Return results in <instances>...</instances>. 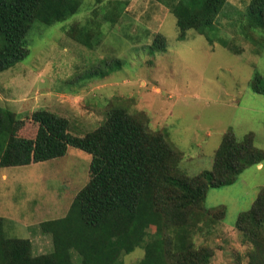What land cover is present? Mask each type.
<instances>
[{"label":"rangeland","instance_id":"rangeland-1","mask_svg":"<svg viewBox=\"0 0 264 264\" xmlns=\"http://www.w3.org/2000/svg\"><path fill=\"white\" fill-rule=\"evenodd\" d=\"M109 1L94 12L96 0H85L78 14L52 26L36 22L31 53L0 74V105L17 115L19 136L36 137L39 125L32 113L40 109L67 119L71 131L83 136L104 123L113 108L122 107L145 119L150 130L167 133L172 148L182 155L179 168L188 176L212 169L229 130L238 140L252 133L256 147L264 151V93L251 85L259 73L264 89V40L253 43L242 27L251 0H228L213 42L194 30L180 40L175 16L157 0H112L122 2L123 14L106 22L105 13L116 11ZM87 21L92 22L90 32L98 33L94 47L66 32ZM158 35L165 40L164 50L153 46ZM220 39H228L229 48ZM91 160L90 154L70 147L61 158L0 168V215L7 235L33 238L40 253L51 249L50 235L32 236L42 222L68 211L90 180ZM263 187L264 160L262 166L244 170L233 184L208 190L206 207H224L225 217L212 216L200 224L193 241L211 249V264L254 261L257 247L236 223ZM144 253L140 246L115 264H138ZM72 254L74 264H82Z\"/></svg>","mask_w":264,"mask_h":264},{"label":"trees","instance_id":"trees-1","mask_svg":"<svg viewBox=\"0 0 264 264\" xmlns=\"http://www.w3.org/2000/svg\"><path fill=\"white\" fill-rule=\"evenodd\" d=\"M157 1L175 16L180 40L194 30L213 42L211 37L219 33L217 19L230 6L228 0ZM104 2L96 0L94 12L104 9ZM83 3L0 0V74L31 53L30 33L36 22L45 26L63 22L78 14ZM113 3L116 11L105 13L106 22L114 23L123 14L122 2L111 0L109 6ZM245 18L247 39L255 44L264 40V0H251ZM91 27L87 21L66 32L94 47L98 33L90 32ZM159 37L153 46L164 50L165 40ZM220 41L229 48L228 39ZM262 79L259 73L252 79L256 93H264ZM32 119L39 125L36 137H21L17 115L0 105V168L54 160L75 147L92 156L90 180L64 216L41 223L42 234L52 238L51 249L44 253H35L30 238L8 236L0 215V264H74L73 251L82 264H115L122 254L140 246L145 253L138 264H211V249L193 241L200 224L212 216L225 217L224 207H206L208 190L233 184L244 170L264 160L252 133L238 140L229 130L216 150L212 169L188 176L179 168L182 155L172 148L167 133L150 130L145 119L122 107L113 108L104 123L83 136L71 131L67 119L45 109L32 113ZM236 229L257 247L251 264H264L259 257L264 255V187L252 208L239 215Z\"/></svg>","mask_w":264,"mask_h":264},{"label":"crops","instance_id":"crops-1","mask_svg":"<svg viewBox=\"0 0 264 264\" xmlns=\"http://www.w3.org/2000/svg\"><path fill=\"white\" fill-rule=\"evenodd\" d=\"M259 166H262V164H260ZM39 228H38V231H39V233L38 234H34L32 237H34V236H38V235H41L42 234V232H41V230H40V226H38ZM43 236V235H42ZM41 241L42 240H44V238H39ZM31 240L33 241V245H34V251H35V253H37V254H41L40 252H39V249H37V247L38 246H40L39 244L38 245H36L35 246V244H34V240H33V238H31ZM43 243V242H42ZM44 251L45 250H43V252L42 253H44Z\"/></svg>","mask_w":264,"mask_h":264}]
</instances>
